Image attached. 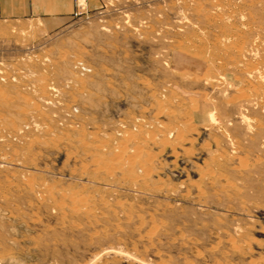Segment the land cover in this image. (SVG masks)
I'll list each match as a JSON object with an SVG mask.
<instances>
[{"label":"rangeland","instance_id":"rangeland-1","mask_svg":"<svg viewBox=\"0 0 264 264\" xmlns=\"http://www.w3.org/2000/svg\"><path fill=\"white\" fill-rule=\"evenodd\" d=\"M0 25V264H264V0H76Z\"/></svg>","mask_w":264,"mask_h":264},{"label":"crops","instance_id":"crops-1","mask_svg":"<svg viewBox=\"0 0 264 264\" xmlns=\"http://www.w3.org/2000/svg\"><path fill=\"white\" fill-rule=\"evenodd\" d=\"M76 11V0H0V25L34 24L51 35L69 26Z\"/></svg>","mask_w":264,"mask_h":264},{"label":"built area","instance_id":"built-area-1","mask_svg":"<svg viewBox=\"0 0 264 264\" xmlns=\"http://www.w3.org/2000/svg\"><path fill=\"white\" fill-rule=\"evenodd\" d=\"M78 14H79V13H78V12H76L74 15H75V16H77Z\"/></svg>","mask_w":264,"mask_h":264}]
</instances>
